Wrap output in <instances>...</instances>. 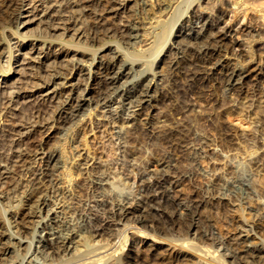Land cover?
<instances>
[{
    "label": "rangeland",
    "instance_id": "obj_1",
    "mask_svg": "<svg viewBox=\"0 0 264 264\" xmlns=\"http://www.w3.org/2000/svg\"><path fill=\"white\" fill-rule=\"evenodd\" d=\"M80 1L81 0H24L21 6L22 15L19 17L18 22L3 29L0 28V185H2L0 187V214L8 218L10 216L8 209L22 197L23 188L33 164H30V166L28 165L26 168L25 164L23 167L22 164L24 162L20 160L21 156L18 155V153L25 145L23 141H35L40 144L42 143V146L44 145L46 148L49 147V149L57 148V153L60 155V158H57L55 162L57 165L54 169L52 179L49 182L51 184V186L50 184L49 186L50 189H52V195L47 202L49 205L52 204L53 209H55L51 215L59 218L63 226H70L71 228L79 230L80 232H78L81 233V236H79V238H81H76L78 242L75 239V242L70 244L73 247L71 246L68 254L60 256L58 260L44 259L42 256H38V261L42 264H58L59 261L60 263L70 262L79 258H81L82 261L90 254L85 253L88 252L87 250H90V248L92 249L99 243L112 240L114 236H119L121 232L119 221L125 222V219H127L126 217L129 219H127V221H130L133 217L131 218L129 216L132 215L127 214L122 218L123 220L120 219L119 221L107 218V207L104 208L102 203L106 202L112 206L114 204L113 202L123 201L124 203L126 200L137 195L138 191L143 187V184L140 182L138 169L142 170L144 166H148L146 169L158 167V164H155V160L159 158L171 159L175 156V158H172L174 161L172 159L171 161L172 163L176 162L174 168L177 171L192 172L188 173V179H183V181L178 183L175 187L177 190H174L173 195H176L175 197L179 198L180 201L188 200L186 202L190 203L196 201L198 198H203L205 195L214 198L210 203H206V205H197L199 207L198 217L200 221L198 225L201 224L198 226L197 232H200L203 228L209 227L216 235L218 233L217 236L222 237L229 234L236 235L239 228L242 226L254 225L256 222L263 223L264 96L261 93V91L264 90L263 49L253 50V52L255 51L253 53L254 62L247 63L250 71L248 72V69L247 74L243 76L244 80L241 86L235 87L230 91L225 90L223 81L220 80V78L215 80V78L207 76V79H205L202 76L200 77V75H198L200 78H195V76L188 73L189 71L186 69L185 71L182 69L184 72L181 70V72H176V74H174V71L168 64L172 56V53L169 52L174 53V45H176V43L178 47L180 46L179 48H184L185 46L184 50L186 49L188 53H191L192 47L196 45L193 44L195 39H192V41L190 37L185 36L183 38L182 35L178 36V34L181 33V31H179V22L184 21V18L189 14L190 8L195 5V2H199L200 0H137L138 3L135 2V0H121L122 3L124 2V6L119 10V14H111L107 19L112 22L116 21L117 27L120 26L118 23L122 21V23L130 22V24L137 27L134 32L138 33L140 31L137 35L142 33L141 36H138L140 38H128L120 35L117 33L118 31L115 30L112 31V33L110 32L111 34L109 33L106 35L107 37L104 36L106 39L103 36L101 37L99 41H104L103 47H99L100 45L95 44L97 45L95 47H99L97 52H101L108 45L117 46L120 52L125 54V58L128 57L129 59H127L132 61L133 64L138 63L139 66L141 65L142 67L144 65V68L146 66V68L148 67L147 69L154 70L157 73L161 71L160 74H162V79L164 78L163 84L166 85L170 94L168 96L166 95L165 88H160L159 90L161 92L157 90L156 98L154 97V99H151L152 101L150 100V104L145 105L139 117L143 119V116H149L150 121H155L160 118L164 119L168 125L163 130L152 135L147 131L140 132L139 129V132H136L138 134L134 133L137 137L124 140L122 134L120 135L118 132L117 123L119 119L117 116L119 113L123 115L125 111L123 108L116 107L118 104L117 102H114L113 113L106 110L107 108L104 106L97 107L92 105L93 108L89 113L90 116L85 115L83 118L84 120L78 125L75 124L63 132L57 130L59 133H56V136H44L46 129L43 127L45 126L42 127L38 125L33 131H29L26 127L18 125L19 122L22 123L23 121L32 119L34 114H36L35 111L39 112L40 118L43 120L44 118L46 120L52 118L53 115L51 116V114L55 113L58 101L67 94L66 87H62V84H57L53 87L55 83L65 80H69L67 82L84 81L81 79L84 75L81 76L80 74V72L85 70L84 66L89 65L90 67L91 65V68H94L92 64L89 63H91V53H93L95 49H93V51L82 49V47L76 43L78 39L79 42L81 41V44L87 42L86 34L89 24V18L81 8L79 4ZM243 1L244 3H242ZM233 3L248 5L249 9L248 12L246 10V16L249 18L251 17L250 19L252 20L256 14H264V12H262L264 11V0H228L226 4L231 6ZM49 4L52 5L49 10L52 9L49 13H45L44 10L47 9H45V7ZM257 4L260 5L257 6ZM203 5H206L207 10L209 8L212 10L211 12L215 14L216 7L222 4L217 0H209L208 4ZM116 6L120 5L116 4ZM252 7H254V11ZM256 10H260L261 13H257ZM261 16L260 18L262 22H264V16ZM30 18L33 19V21L29 22L24 27L25 24L22 22ZM58 20H63V22H65L60 25V28H50L51 22L55 25ZM208 24H210V26ZM164 28H166L167 32L159 37L160 39L156 38L158 34H160L159 32ZM75 29L81 31V36L78 35L80 33L76 34L77 31H75ZM215 30L216 28L213 24L206 23L201 30L202 35L200 39L204 38V41L208 40L209 38L205 37L215 33ZM112 34L113 36H111ZM154 34L155 42L153 40ZM251 34H254V30L247 29L240 32L239 37L254 38L255 36ZM147 35H149L151 37L150 40L152 39L153 41L151 40V43L149 42V44L146 45L144 43ZM230 38L232 39V37L227 35L220 38L221 40H218L220 48L222 47L221 50L231 53L230 49H234L235 52L238 51L235 49L237 47L240 51L239 59L247 60L249 52L247 51L246 53L242 47L243 45H240L242 41L235 43L233 40L231 41ZM184 39L187 40V43L190 41L192 44L188 43L187 45ZM181 40H183V42ZM222 40L225 41L222 42ZM158 43L161 44V46L158 45ZM227 45L228 48L226 47ZM8 49L10 51H8ZM76 49H78V51L84 50L85 52H78ZM8 59H10L9 62L11 64V70L9 72L4 71L7 69L6 65L8 64ZM164 62L167 63L165 64ZM162 71H164L165 74ZM54 73H57V77L52 75ZM64 74L65 76H62ZM64 77L65 79H63ZM163 80H161V82H163ZM47 81L49 84L47 85L48 87H45L44 85ZM33 82L43 85V87L36 90ZM251 88L253 89L251 90ZM112 117L117 122L114 121ZM195 135L205 142L209 140L216 142L215 147H217L218 152L222 154V156L219 153V155H215L216 163H210L206 157H201L197 159L198 161H194L189 156L190 151L186 150L184 152V149L181 147L182 144L184 143L183 145H185V143H189L195 138ZM120 142H124L125 145L128 144L125 147L127 152H122V149L117 146ZM127 147L128 149L134 147V149L131 150L134 153L129 155L128 149H126ZM186 155H188V157ZM177 156L180 157L177 158ZM131 160L132 162H130ZM135 162L138 166L134 164ZM194 162L196 163L194 164ZM13 165L14 167H12ZM134 166L137 168H134ZM242 174H245L247 178V191H249L243 193L246 196L243 198H251L249 199L251 203L247 201L245 206L238 203L236 198L240 197L232 191L236 178ZM142 175L143 174H141V176ZM149 179L152 180L153 176ZM145 182L143 181L142 183ZM222 192L225 196L219 197V194H222ZM166 202L169 203L164 204L168 210H174L176 212L175 216H182L181 220L177 217L179 224L185 220L183 216H186V211H183L181 208L178 209V206H175L172 201ZM182 223L184 224L185 222L183 221ZM159 224L161 225V223H157L158 229L160 226ZM179 224L176 225L174 229L171 228V230L170 226H166V229L169 227L168 229L171 233L167 232L168 236L167 234L164 236L167 238L169 237V241L171 238L172 243H176V239L186 238L187 240L189 236V241H186V244L190 245V241L195 240V238H191L194 236L192 235L193 230L187 231L184 225H182V228ZM204 224L206 225L203 226ZM259 225L255 229H259L260 231L264 230L262 229L264 226L260 225V227ZM163 227H165V224ZM163 227L161 225L160 230L164 229ZM236 227H238V229ZM32 231V233H36V228H33ZM90 231L96 232L95 235L92 236ZM113 232H115V235ZM111 234H113V236ZM149 242L151 241L147 243ZM207 242L208 241H206V243ZM153 245L154 243L151 242L149 245H143L141 250L132 252L131 256L134 259V263L184 264L185 262L195 260V256L190 253L186 254L187 257L183 259V262L174 260L171 258L174 257V252H169L162 245ZM147 246H151L152 249L154 247L158 249L155 251V248L152 250ZM215 247L217 248V246ZM212 249L215 248L212 247ZM28 252L27 255L30 254ZM217 253H220V249L216 250V255ZM14 255V252H8L6 256L8 258H13ZM158 255L161 256V258L158 257ZM166 255L167 257H165ZM211 258L213 257L210 256L205 260L210 261V264H221V262L217 261L218 259L215 258L216 260H214ZM24 260H19V264H26Z\"/></svg>",
    "mask_w": 264,
    "mask_h": 264
},
{
    "label": "bare ground",
    "instance_id": "obj_2",
    "mask_svg": "<svg viewBox=\"0 0 264 264\" xmlns=\"http://www.w3.org/2000/svg\"><path fill=\"white\" fill-rule=\"evenodd\" d=\"M208 1L209 0H200L199 2H195V5H193L190 8L189 14L184 18V21L179 22L180 23L179 31H181V33L179 32L180 34H178V36L182 35L183 38L187 36V37H190L191 40L195 39L193 44H196V45L192 47L191 53H188L186 49L184 50L185 46L184 48L182 47L179 48L180 46L178 47L177 43L175 42L176 43V45H174L175 51L174 53L169 52V53H172V56L170 57V59L168 58L169 59L168 64L170 68L174 71V74H176V72H181L182 69H184V71L186 69L189 71L188 73H191V75L195 76V78L199 77L198 75H200V77L202 76L205 79H207V76H209L210 78L211 77L215 78V80L217 78H220V80L223 81L225 90L230 91V90H233L235 87L241 86L242 81L244 80L243 76L247 74L248 69H249L248 72L250 71V68H248L247 63L254 62L253 53L256 50L263 49L264 51V22H262V19L260 18L262 14L258 13L260 12V10L259 11L256 10L258 15L254 13L256 14V16L253 18V20L250 19L251 17L249 18L248 16H246V10L248 12L249 8H248V5L242 4L244 3V1L242 3H237V4L233 3L232 5L230 4L231 6H229V4L228 5L226 4L228 0H217L222 5H218V7H216L217 9H216L215 14H213L211 12L212 10H210L209 8L207 10L206 5L205 6L203 5V4H208ZM135 2H137V0H135ZM23 3H24V0H0V28L2 29L6 28L7 26L15 22H18L19 17L22 15L21 6L23 5ZM79 4L81 5V8L85 11L86 16L89 18V24L87 28L88 29L87 34H86L87 42L81 44V41L79 42V39H78L76 43L79 44L82 47V49H88L92 51L93 49H95V51L91 53V56H90L91 63H89V64H92V67L94 68H91V65L90 67L89 65L84 66L85 70L83 72H80L81 76L84 75L81 77V79L84 81L67 82L69 80H65V81L55 83L53 87H55L57 84L58 85L62 84V87H66L67 94H65V96L63 94L64 97L58 101V105L55 108V113L51 114V116L53 115L52 118L50 119L47 118L49 120H46L44 118L43 120L40 118L41 116L39 112L35 111L36 114H34L32 119L28 121L27 120L23 121L22 123L19 122L18 125H21L22 127H26L27 130L29 129V131L30 130L33 131V129L38 125L42 127L45 126L43 127L44 129H46L44 136L51 137V136H54L56 133H59L58 132L59 130L60 132H63L69 129L71 126H74L75 124L78 125L82 120H84L83 118L85 117V115H89L93 106H97V107L104 106L107 108L106 110L111 111L113 113L114 102H117L118 104L117 106L116 105L115 106L118 108H123L125 111L123 115L119 113V115L117 116L119 119L118 120L119 122L117 123L118 132L120 133V135L122 134V137H124V140L128 138L137 137L136 134L138 133L136 132H139V129H140V132L147 131V132H150V134L152 135L157 133L160 130H163L168 125L164 119L160 118L157 120L154 119L155 121H150L149 116L148 117L143 116L142 117L143 119L139 117L145 105L150 104V100L154 99V97L156 96L157 90H159L160 88H165L166 95L168 96L170 94V91L167 89L166 85L163 84L164 78L162 79V76H161L162 74H160L161 71L157 73L154 70L147 69L148 67L146 68V66H145L146 68L145 69L144 65L142 67L141 65L139 66L138 63L133 64L132 61L128 60L129 59L128 57H127L128 59L125 58L126 57L125 54L120 52V49H118L117 46L115 47L112 45L111 46L108 45L101 51L102 54L101 52H97V49H99V47H103L102 45H104V41H102L103 43L99 41L101 37L108 35L110 32L112 33V31L117 30L118 31L117 33H119L122 36L128 37V38L130 37L135 38V37L141 36L142 33L137 35L140 31L138 33L134 32L137 27H135V25L130 24V22H126V20H125L126 23H122L123 21L121 23H118V25H120L118 27L115 23L116 21L115 22H112L111 20L108 21L109 19L107 18H109L108 17L109 15L119 14L120 12L119 10L121 9L122 6H124V2L122 3L121 0H81ZM116 4L120 6H116ZM259 5L257 4V6ZM50 6L52 5L50 4L46 5L45 9L46 8L47 9L44 10L45 13H49V11L52 9L51 8L49 10ZM254 7H252L253 11H254ZM169 9H170V6H169ZM263 16L264 14L261 17ZM32 21L33 19L30 18V19L23 21L22 23L25 24L24 25L25 27L26 24ZM40 21H41V18H40ZM64 22L63 20H58L56 21L57 24L55 23V25H53L51 22L50 28L52 29L55 27L60 28V25L63 24ZM206 23L213 24L216 30H215V33L209 34L208 36H206L205 38H209V39L208 40L205 39L206 41H204V38L203 39H200V38L202 35L201 30L203 29ZM208 25L210 26V24ZM247 29L254 30V34L253 35L251 34L252 36H255L254 38L239 37L240 32H242L243 30H247ZM75 31L77 30L75 29ZM80 32L81 31L78 30L76 34ZM165 32H167L166 28L162 29V31L159 32L160 34H158V37L156 38L161 37L163 34H165ZM78 35L81 36V33ZM227 35L232 37V39L231 38L230 39L231 41L233 40L235 43L242 41L240 45H243L242 47L246 53L247 51L249 52L248 55L245 53L247 55V60L245 58H244L245 60L239 59L240 51H239V48L237 47L236 48L233 47V48H235L238 51L234 52V49L232 50L230 49L231 53H229L228 51L224 52L221 50L222 47L220 48V43H218L219 42L218 40H221L220 38L227 36ZM111 36H113V34ZM213 37L214 38L216 37L217 39L215 38L216 39L215 40ZM150 38L151 37L147 35V38L144 44L147 45L149 44V42L151 43L152 39L150 40ZM153 40L155 42V34H154ZM181 41L183 42V40ZM184 41L187 43V40L184 39ZM224 41L222 40V42ZM188 43L190 44L191 42L188 41ZM95 44L100 45V46L95 47L97 46ZM182 44H185V43H182ZM158 45L161 46V44L159 43ZM231 46H232V43H231ZM7 47H8V44H7ZM226 47L228 48V45ZM253 50L255 51L253 52ZM8 51L10 50L8 49ZM76 51H78V49H76ZM78 52L83 53L85 51L79 50ZM262 54L264 55V52ZM9 60L10 59H8V64L6 65L7 69L4 71L9 72L11 70V64ZM133 60H136V59H133ZM162 72L164 73V71ZM54 74L52 75L57 77L56 75L57 73L55 75ZM62 76H65V74ZM63 79H65V77ZM161 80H163V82H161ZM48 81L45 83L44 85L45 87H48L47 86L49 84ZM35 82L33 83H34L36 90L41 89L43 87V85H40L38 83L35 84ZM252 89L253 88H251V90ZM261 93L264 96V90L261 91ZM194 105H195V102H194ZM124 142H120L119 144H117V146L122 149V152H127V150H125V147L128 144L125 145L126 142L125 144ZM23 143L25 145L23 148H21L20 152L18 153V155L21 156L20 160L24 162L22 165L24 167V165L26 164L25 168L28 165L30 166V164L31 165L33 164V165L31 166V169H30L31 171H29V174L27 176L26 183L24 182L25 186L23 188L24 191L22 190L23 191L22 197L18 200V202H16L15 204H12V206H10V208L8 209V213H10V216L8 218H5L2 214H0V264H19L20 263L19 260L22 261V259L23 260L25 259L24 262L26 264H42L40 261H38V258H39L38 256H42L44 259L58 260L60 256L68 254L72 246L70 244L75 242V239L81 236V233H79L80 232L79 230L71 228L70 226H69L70 228L63 226L59 218H56L55 216L51 215L55 211V209H53L52 204H50L52 206L51 207L49 203L47 202L49 200V197H51L52 195L51 194L52 189H50L51 184L49 182L52 179L54 169L56 168V165H57L55 162L57 158H60V155L59 153H57V150H56L57 148L49 149V147L46 148L44 147V145L43 146L41 145L42 143L40 144L35 141H30V142L23 141ZM183 144L181 147L184 149V152L186 150L190 151V155L189 154L188 155L194 161L201 157H206L208 158V161L210 163H216L215 155L221 154L220 152H218L217 147H215L216 142L211 141V140L205 142L203 139L200 140L196 135H195V138L191 140L189 143L187 144L185 143V145ZM134 147L131 149H128V147L126 148L128 149L129 155H131V153L132 154L134 153L131 151L132 149H134ZM188 155L186 156L188 157ZM173 157L175 158V156ZM179 157L177 156V158ZM171 159L170 158H166V159L159 158L158 160H155V164H158V167H155L154 169H146L148 166L147 167L144 166L142 170L138 169L139 171L138 174H140L139 178L141 180L140 182L141 184H143V187L141 186L142 188L141 189L139 188L140 190L138 191V194L135 195L133 198L126 200L124 203L123 201L113 202L114 204L112 203L113 204L112 206H110L111 204L109 205L106 202L102 203L104 208L107 207L106 208V211L108 213L106 215L107 218H111L113 220L119 221L120 219L124 218L127 214L132 215V216H129L131 218L133 217L130 221H127L128 217H126L127 219H125L126 220L125 222L123 221L121 222V220L119 221L121 225L120 226L121 232L119 236H114L112 240H108L104 243H99L96 246L93 245L95 247H93L92 249L90 248V250H87L88 252H85L86 254L87 253H90V254L86 258L83 257L84 260L82 261H81V258H79L80 260L76 259L75 261L72 260L70 262L60 263L59 261L58 264H135L134 259L131 256V253L141 250V247L143 245L144 246L149 245V243L151 244V242H153L154 245L157 244V245L164 246L171 253L174 252L173 254L174 257H171V256L170 257L177 261L183 262L184 261L183 259L187 257L186 256L187 253L193 254L195 256L194 261L185 262L184 264H210L209 263L210 261L205 260V259H208L210 256L213 257L211 259H214V260L218 259L217 261L221 262V264L222 263L224 264H264V230L260 231L259 229L257 230L255 229L259 224L264 226V222L263 223L256 222L254 225L250 224L248 226L246 225L242 226L238 224L242 227L238 226L240 228L236 235L229 234V235H225L222 237L217 236L218 233L216 235V233L210 230L209 227L203 228L201 229L200 232H197L198 226L201 225V224L198 225V223H200L199 217H198L199 215L198 206H201L202 204L206 205V203H210L211 200L214 198L209 197V195L208 196L205 195L204 197L202 196L203 198H198L196 201H194L195 203L194 202L187 203L186 201L188 200L180 201L179 198H176L175 197L176 195H173L174 190H177L175 187L177 186L178 183L183 181V179L184 180L186 178L188 179V176H189L188 173H192V172L186 171L187 172L186 173V172L177 171L174 168L175 167L174 164L176 162L172 163ZM175 160L178 161L177 159ZM130 162H132V160ZM195 163L196 162H194V164ZM134 164L136 165V162ZM136 166H138V164ZM12 167H14V165ZM134 168H137V167L134 166ZM141 174L143 175L141 176ZM152 176H153V179L150 180L149 178ZM143 181L144 182L146 181V182L142 183ZM247 185H248L247 178L245 174L244 175L242 174L236 178L235 183L233 184L234 188L232 189V191L236 193L237 196L240 197V198H236L238 200V203L243 206H245V203L247 204V201L251 203V200H249L251 198H243L245 196L243 193L247 191ZM1 186L2 185H0V187ZM224 196L225 194H223V192L222 194L221 193L219 194V197H224ZM166 201H169V202L172 201L175 206H178V209L181 208L183 211H186L185 212L186 216H183L185 217V220H183L184 218L182 219L185 222L184 224L182 223L183 221L180 222V224L177 221V217L180 218L181 220L182 216L181 217L175 216L176 212L174 210L170 211L167 209L166 205H164L165 203H168ZM263 220H264V217H263ZM157 223H161L162 227L165 224V227H163L164 229L161 228L162 230H160V226H161L160 224H159L160 226L158 229ZM206 223H207V220H206ZM178 224L180 227L184 225L187 231L193 230L192 235L194 236L191 238H195V240L190 241V245L186 244V241H189L188 240L189 236L187 237V240L186 238L176 239V243H172L171 238L169 241L168 240L169 237L168 238L165 237L167 232L171 233L170 232L171 228L174 229V227ZM205 225L206 224H204L203 226ZM166 226H170V230L168 229L169 228L168 227L167 228L168 231H167ZM238 227L236 228L238 229ZM33 228L34 229L36 228V233L35 232L32 233ZM95 233L96 232H91V235L93 236L95 235ZM113 233L115 235V232ZM111 235L113 236V234ZM148 241H151V242L147 243ZM206 241L208 242L206 243ZM215 246H217V248ZM212 247H214L215 249H212ZM148 248L152 249L151 246ZM154 248H155V251L156 249H158L156 247ZM154 248L152 250H154ZM217 249H220V253H217L216 255ZM8 252H14L15 255L13 256V258L11 257L8 258L6 256ZM27 252L30 254L27 255ZM158 257L161 258V256L159 255ZM165 257H167V255ZM201 258H204V259H201Z\"/></svg>",
    "mask_w": 264,
    "mask_h": 264
}]
</instances>
